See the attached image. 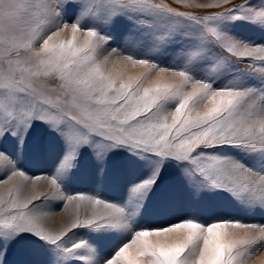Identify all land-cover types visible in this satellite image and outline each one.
Instances as JSON below:
<instances>
[{"label": "snow or ice", "instance_id": "6c2138e0", "mask_svg": "<svg viewBox=\"0 0 264 264\" xmlns=\"http://www.w3.org/2000/svg\"><path fill=\"white\" fill-rule=\"evenodd\" d=\"M121 17L133 27L123 48L112 47L110 28ZM162 20L168 22L164 31H141ZM238 21L264 30V0H0V264H9L22 234L48 246L49 264H141L139 257L147 264H246L264 247V224L236 219L188 217L133 229V206L160 186L162 163L131 187L123 205L88 192L66 193L60 183L82 149L103 160L123 147L183 165L193 199L215 190L246 210H264V42L234 36L229 24ZM185 25L190 31L181 41L187 46L172 66L150 58ZM64 32L71 39H60ZM140 49L146 55L133 54ZM121 61L171 73L172 80L127 76L115 70ZM224 61L242 65L256 83L227 78ZM36 123L62 141L51 174H28L2 147L9 140L25 145ZM221 148L239 151L220 155ZM53 203H60L59 211L51 210ZM57 214L59 225L51 227ZM230 227L253 235L231 239L221 230ZM82 230L131 235L103 254L80 238ZM177 230L186 232L169 245L148 239Z\"/></svg>", "mask_w": 264, "mask_h": 264}, {"label": "rangeland", "instance_id": "374dc122", "mask_svg": "<svg viewBox=\"0 0 264 264\" xmlns=\"http://www.w3.org/2000/svg\"><path fill=\"white\" fill-rule=\"evenodd\" d=\"M235 2L239 3L241 0H235ZM74 18L70 17L69 22ZM167 24V21L162 20L155 23L152 29H141V31L145 33L164 31ZM132 27V23L127 19L117 18L110 28L113 37L110 41L111 46L123 48V37ZM229 27L232 34L241 40L250 43L264 42V30H258L245 21L229 24ZM187 31L190 29L186 25L182 28L178 27L176 40L169 44L163 52L151 55L150 58L161 64L172 66L176 54L182 47L187 46L186 41H181V37ZM60 39H71V33H62ZM133 54L146 55V52L144 49L133 50ZM215 58L223 61L224 54L216 52ZM224 62L228 65L227 78L240 77L249 83H256L253 74L244 69L242 65ZM115 70L124 71L127 76H141L142 80H144V76L150 77L151 81L161 78L165 81L172 80L171 73H161L158 69L150 70L124 61L117 64ZM195 74L200 75L199 73ZM217 83H221V81H217ZM2 147L13 152V158L18 159V166L30 175L51 174L63 152L61 139L40 123L35 124L25 145L17 148L16 141L9 140L5 141ZM216 151L220 155H236L239 150L221 148ZM160 163L164 165L163 179L158 188L149 193L138 205L133 206V229L163 227L188 217L198 219L202 223H210L217 219H236L246 223L264 224V210H246L227 193L205 189L199 197L193 199L191 190L182 179L181 168L184 167L183 165H178L173 160L161 162L149 154L132 152L123 147L109 152L103 160L98 159L91 149H82L76 167L62 177L60 183L66 193L88 192L123 205L129 200L131 187L145 175L150 174L153 168ZM38 186L41 190H48L43 181L38 182ZM166 193L168 195H165ZM60 207V203L50 205L53 211H59ZM60 219L61 216L57 214L50 226L58 227ZM221 230L226 231L229 238L237 240L253 235L250 229L230 227ZM184 232L186 230H177L162 233L159 236L152 235L148 239L153 244L169 245L180 238ZM78 235L80 238L88 240L98 251L108 254L118 244L126 242L130 238L131 232L82 230ZM200 246L202 247V240ZM130 252L135 253V246L130 248ZM139 259L141 264H147L145 257H139ZM8 260L9 264H49L48 246L29 234H22L18 238V242L12 246ZM246 264H264V247H259V250L247 260Z\"/></svg>", "mask_w": 264, "mask_h": 264}]
</instances>
